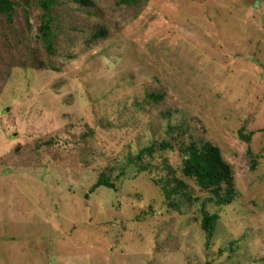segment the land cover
<instances>
[{
    "label": "rangeland",
    "instance_id": "obj_1",
    "mask_svg": "<svg viewBox=\"0 0 264 264\" xmlns=\"http://www.w3.org/2000/svg\"><path fill=\"white\" fill-rule=\"evenodd\" d=\"M13 1L0 11V264H264V0H53L52 19ZM191 141L231 166L230 204L184 173ZM173 177L191 199L167 202ZM204 201L219 215L210 240Z\"/></svg>",
    "mask_w": 264,
    "mask_h": 264
},
{
    "label": "trees",
    "instance_id": "obj_2",
    "mask_svg": "<svg viewBox=\"0 0 264 264\" xmlns=\"http://www.w3.org/2000/svg\"><path fill=\"white\" fill-rule=\"evenodd\" d=\"M33 0H23V3L30 5ZM46 10L48 19L50 16L53 0H40ZM85 6L92 5V0H78ZM14 7L13 0H0V11L9 13ZM42 37L45 42H51L52 34L50 24L46 23L41 27ZM101 34L104 31L100 32ZM157 98L155 93L151 95ZM181 129V128H180ZM171 145L168 141H163L160 147L163 149L169 148ZM156 149L155 144L145 148L144 152L152 153ZM180 151L185 156L184 173L194 178L196 183L209 193V200L215 201L217 205L230 204L235 197L234 179L231 166L223 159L220 149L210 142L198 143L191 141L189 143L182 142L179 146ZM107 185L113 187L106 178H100L96 183L97 186ZM163 193L167 202L173 205L179 198L191 199L192 194L189 191L188 185L181 179L173 177L165 180L162 184ZM202 226L206 231L208 240H210L215 232L216 224L219 218L218 213H210L206 209V202L202 203Z\"/></svg>",
    "mask_w": 264,
    "mask_h": 264
}]
</instances>
